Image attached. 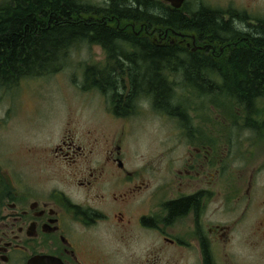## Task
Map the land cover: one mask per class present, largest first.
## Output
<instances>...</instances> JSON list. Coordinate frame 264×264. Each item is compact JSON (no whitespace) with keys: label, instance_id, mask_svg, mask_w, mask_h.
<instances>
[{"label":"flooded vegetation","instance_id":"flooded-vegetation-1","mask_svg":"<svg viewBox=\"0 0 264 264\" xmlns=\"http://www.w3.org/2000/svg\"><path fill=\"white\" fill-rule=\"evenodd\" d=\"M80 1L103 15L116 0ZM119 1L123 11L149 16L115 26L132 38L123 47L138 54L108 56L98 43L80 42L104 53L102 74L117 80L112 96L100 93L110 97L103 112L116 127L66 129L52 147L29 151L38 173L26 176V169L20 193L0 189V264H264V98L245 121L219 113L220 64L264 37V0ZM3 2L10 13L20 9V0ZM173 16L184 22L174 26ZM199 16L206 17L202 28L191 23ZM113 21L92 25L108 29ZM140 46L181 54L162 61L199 63L191 73L199 86L180 90L199 102L190 109L205 103L214 118L183 106V113L158 110L151 94L133 90L132 76L146 73L129 69L157 60L139 55ZM168 105L181 104L173 97ZM144 111L164 118L167 131L159 141L167 151L150 160L130 152L124 128L129 114ZM238 128L249 159L263 155L260 167L234 166Z\"/></svg>","mask_w":264,"mask_h":264},{"label":"trees","instance_id":"trees-1","mask_svg":"<svg viewBox=\"0 0 264 264\" xmlns=\"http://www.w3.org/2000/svg\"><path fill=\"white\" fill-rule=\"evenodd\" d=\"M25 2L20 0L18 3L20 9L12 13L9 12L11 6L5 2L0 5V88L10 89L23 79L40 78L57 73L63 66L68 50L80 45L82 41L98 43L108 56L137 55V48L135 51H129L123 47L130 37L120 34L115 26L117 21L119 27H123L128 24L134 25L138 19L149 18V16L123 11L122 2L119 0L111 1L109 11L103 15L93 14L90 6L83 4L80 0ZM101 17L107 19L114 17L115 21L112 25L107 23L108 29L96 28L92 24L99 23ZM172 18L176 27L184 22L180 16ZM204 19L206 17L199 16L191 23L202 28V24H205ZM205 26H210L208 29L214 30L210 23ZM139 49V55L156 57L157 60L142 64V69L133 67L129 69V71H136L137 74L146 73L142 76H132L133 90L151 94L158 110L166 108L172 114L183 113L181 109L183 105L173 106L176 109L168 105L176 91L175 84L169 79L172 80L177 72L185 73L186 78L181 79L183 81L181 85L198 87L202 79L194 78L191 73H198L200 64L159 60L166 56L181 55L175 49L171 52L163 48L144 46H140ZM232 55L235 59L220 64L219 71L223 76L220 80L219 105L220 107L230 105L229 108H223L225 114L221 117L225 120L245 121L250 118V113L256 112V100L264 98V59H262L264 37L253 41L251 48H243ZM134 65L136 64L132 63V66ZM103 71H97L94 68L86 69L84 90L94 89L112 96L117 80L114 77L107 78L102 74ZM163 71L170 72L171 77L159 76V73ZM203 80L206 82L205 85H208V79ZM89 81L91 83L88 85ZM221 99H226L227 104L221 106ZM228 111L229 114H227ZM124 113L128 114L127 109Z\"/></svg>","mask_w":264,"mask_h":264},{"label":"rangeland","instance_id":"rangeland-1","mask_svg":"<svg viewBox=\"0 0 264 264\" xmlns=\"http://www.w3.org/2000/svg\"><path fill=\"white\" fill-rule=\"evenodd\" d=\"M97 50L88 45H77L68 50L63 66L57 73L23 79L10 89L0 88V189L6 186L7 190L14 189L20 193L26 169H29L26 176L34 177L38 173V163L29 151L52 147L64 130L86 131L88 127L104 131L115 129V122L105 117L103 112V106L110 103V97L106 98L94 89L84 90L86 69L102 71L106 65L102 62L104 53L99 54ZM169 81L178 88L174 97L179 99L186 111L189 114L195 111L190 107L199 102H193L189 95L180 90L186 88L181 85V77L175 74ZM87 83L89 85L91 82ZM226 104V99H221V106ZM229 106L220 107V115L223 116V108ZM199 107L201 111L198 112L204 116L203 119L214 118L205 103L204 107ZM128 117L131 118L125 121L124 128L130 152H138L141 158L150 160L157 152L167 151L159 143L167 134L164 118L146 111L143 115L129 114ZM237 131L240 139L234 166L260 167L264 154L249 159V155H246L247 143L243 140L247 134L243 128ZM225 134L232 135V132L226 130Z\"/></svg>","mask_w":264,"mask_h":264},{"label":"water","instance_id":"water-1","mask_svg":"<svg viewBox=\"0 0 264 264\" xmlns=\"http://www.w3.org/2000/svg\"><path fill=\"white\" fill-rule=\"evenodd\" d=\"M180 2V1H179ZM177 6H179V5H177Z\"/></svg>","mask_w":264,"mask_h":264}]
</instances>
